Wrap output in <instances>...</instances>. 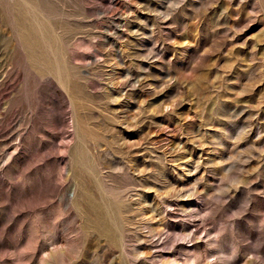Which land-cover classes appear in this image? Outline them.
Segmentation results:
<instances>
[{"label": "rangeland", "instance_id": "1", "mask_svg": "<svg viewBox=\"0 0 264 264\" xmlns=\"http://www.w3.org/2000/svg\"><path fill=\"white\" fill-rule=\"evenodd\" d=\"M14 1L0 264H264V0Z\"/></svg>", "mask_w": 264, "mask_h": 264}, {"label": "bare ground", "instance_id": "2", "mask_svg": "<svg viewBox=\"0 0 264 264\" xmlns=\"http://www.w3.org/2000/svg\"><path fill=\"white\" fill-rule=\"evenodd\" d=\"M13 1H14V0H13ZM18 1H19V0H18ZM20 1L24 2L23 0H20ZM25 1H26V0H25ZM28 1L31 2V1H33V0H28ZM28 1H26V3H27ZM14 2H15V1H14ZM14 2H13V3H14ZM34 2H35V1H34ZM34 2H33V4H34ZM13 3H12V4H13ZM10 4H11V2L9 3V5H10ZM17 4H18V3H17ZM21 4H22V3H21ZM23 4H24V3H23ZM30 4H31V3H30ZM36 4H37V3H36ZM13 5L15 6V3H14ZM18 5H19V4H18ZM34 5H35V4H34ZM10 6H11V7H10ZM10 6H8V7H10V9H8L9 12H10L11 8H14V7H12V5H10ZM32 6H33V5H32ZM32 6H31V7H32ZM15 7H16L15 9H17V6H15ZM21 7H22V6H21ZM21 7L18 6V9H17L18 11L16 10V12L20 13L19 11H20V8H21ZM23 7H25V5H24ZM34 7L36 8L37 6H34ZM27 8L30 9L29 7H27ZM0 9H1V8H0ZM24 9H25V8H24ZM24 9H21V10L24 11ZM28 9H27V10H28ZM32 9H34V8H32ZM36 9H38V8H36ZM27 10H26V11H27ZM34 10H35V9H34ZM2 11H3V10H2ZM11 11H14V9L11 10ZM37 11H38V10L35 11V12H36V15H37ZM29 12L31 13L32 11H29ZM29 12H26V13L28 14ZM3 13H4V11H3ZM5 13H6V12H5ZM5 13H4V15H5ZM10 13H11V12H10ZM13 13H14V12H12V14H13ZM23 13H25V12H22L21 14H23ZM33 13H34V12H33ZM15 14H16V16L18 15L17 13H15ZM15 14H14V15H15ZM6 16H7V18L9 17V15H6ZM11 16L13 17V15H11ZM21 16H22V15H21ZM21 16L19 15V17H21ZM25 16H26V15H25ZM7 18H6V19H7ZM17 18H18V17H17ZM22 18H23V17H22ZM24 18H25V17H24ZM8 19H9V18H8ZM8 19H7V20H8ZM10 19H11V18H10ZM13 20H15V19L13 18ZM18 20H19V19H18ZM18 20H16V21L19 22ZM23 20H24V19H22L21 21H23ZM28 20H29V19H27L26 21L28 22ZM16 21H14L13 24H14V23H17ZM21 21H20V22H21ZM26 21L24 20L23 22H21V24H22V23H23V24H24V23L27 24ZM25 24H24L23 27L26 26ZM30 24H32V23H30ZM18 26H19V25H18ZM21 27H22V26L20 25L18 28H21ZM29 27H30V26H29ZM26 28H27V27H26ZM22 29H24V28H22ZM33 29H34V27H33ZM30 32H31V31H30ZM29 37H30V36H29ZM33 37H34V36H33ZM26 38H27V37H26ZM28 39H29V38H28ZM33 41H34V40H33ZM26 42H27V41H26ZM36 42H38V41H36ZM48 42H49V41H48ZM28 43H29V42H28ZM30 43H31V42H30ZM39 43H40V41H39ZM36 44H37V43H36ZM27 45H28V44H27ZM37 45H38V44H37ZM38 46H39V45H38ZM32 47H33V46H31V48H32ZM34 48H35V47H34ZM34 48H33V49H34ZM28 49L30 50V46H28ZM38 49H39V48H38ZM33 52H35V51H33ZM63 65H64V64H63Z\"/></svg>", "mask_w": 264, "mask_h": 264}]
</instances>
